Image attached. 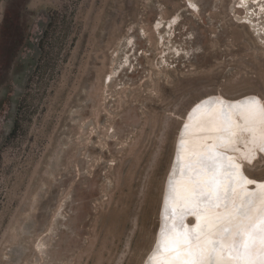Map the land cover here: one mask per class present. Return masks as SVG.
<instances>
[{
  "label": "rangeland",
  "instance_id": "374dc122",
  "mask_svg": "<svg viewBox=\"0 0 264 264\" xmlns=\"http://www.w3.org/2000/svg\"><path fill=\"white\" fill-rule=\"evenodd\" d=\"M213 94L264 104V0H0V264H144Z\"/></svg>",
  "mask_w": 264,
  "mask_h": 264
},
{
  "label": "bare ground",
  "instance_id": "6f19581e",
  "mask_svg": "<svg viewBox=\"0 0 264 264\" xmlns=\"http://www.w3.org/2000/svg\"><path fill=\"white\" fill-rule=\"evenodd\" d=\"M184 120L173 163L174 166L179 156V171H174L172 166L165 187L157 237L162 227L177 223L172 210L188 206L181 198L171 199L169 178L172 177L181 196L187 195L192 190V183L190 177L183 173L184 167L191 162L193 169L201 173L196 177L198 180L204 181L215 176L220 191L230 192V195L227 197V208H206L197 215L186 216L185 229L199 224L203 229L201 242L205 238L219 241L221 247L216 250L215 264H246L243 245L248 236L238 237L236 232L248 225L264 227V177H256L247 171L254 170L257 162L264 160V104L256 94L235 99L213 94L193 104ZM200 157L205 158L206 164L199 163ZM205 190L209 189L205 187ZM219 203L223 205L225 200L221 199ZM239 209H243L246 215H238ZM213 217H219V223L206 227ZM237 225H240V229ZM224 229L230 231L226 233ZM173 231L178 233L180 229L175 228ZM253 239L256 243L251 252L255 255L261 247V238L254 236ZM237 249H240L239 255L235 254ZM173 255L171 252L167 254L169 261ZM204 264H209L207 255Z\"/></svg>",
  "mask_w": 264,
  "mask_h": 264
},
{
  "label": "snow or ice",
  "instance_id": "6c2138e0",
  "mask_svg": "<svg viewBox=\"0 0 264 264\" xmlns=\"http://www.w3.org/2000/svg\"><path fill=\"white\" fill-rule=\"evenodd\" d=\"M199 163L206 164L205 158L200 157ZM173 167L174 171H179V156H177V162ZM183 174L190 177L192 190L187 195L181 196L177 192L175 182L170 176L169 192L172 200L181 198L188 206L172 210V215L176 217L177 223L167 228H161L155 247L146 264H204L206 255L209 264H215L216 250L221 247L219 241L205 238L201 242L203 229L200 228L199 224L185 229L184 218L188 215H197V213L202 212L206 208H218L221 206L227 208V197L230 195V192L220 191L219 182L215 176L204 181L198 180L196 177L201 173L199 170L193 169L191 162L184 167ZM205 187L209 190L206 191ZM167 199L168 197H166ZM221 199L225 200L223 205L219 203ZM238 215L246 214L243 212V209H239ZM197 219L199 220V216H197ZM227 219H231V217H227ZM219 221V217H213L206 227L210 228L213 223H219ZM175 228H179L180 231L178 233L174 232L173 229ZM237 228L240 229V225H237ZM247 229H251V231L248 232ZM224 231L227 233L230 229H224ZM245 234L248 236L247 241L243 245V255L246 264H264V227L257 228L255 225H248L244 230L236 232L238 237H243ZM254 236H260L261 238V247L255 255L251 252L252 247L256 243L253 239ZM170 252L174 253L171 261H169L167 256ZM235 254L239 255L240 249H237Z\"/></svg>",
  "mask_w": 264,
  "mask_h": 264
},
{
  "label": "trees",
  "instance_id": "16d2710c",
  "mask_svg": "<svg viewBox=\"0 0 264 264\" xmlns=\"http://www.w3.org/2000/svg\"><path fill=\"white\" fill-rule=\"evenodd\" d=\"M6 23V22H5ZM41 47H43V40L40 41V44H39Z\"/></svg>",
  "mask_w": 264,
  "mask_h": 264
}]
</instances>
